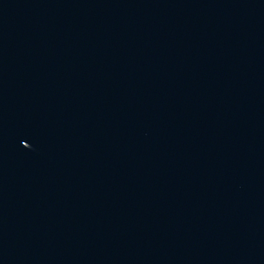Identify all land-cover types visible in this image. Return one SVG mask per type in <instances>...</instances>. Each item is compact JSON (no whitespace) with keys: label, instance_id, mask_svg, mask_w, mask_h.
<instances>
[{"label":"water","instance_id":"95a60500","mask_svg":"<svg viewBox=\"0 0 264 264\" xmlns=\"http://www.w3.org/2000/svg\"><path fill=\"white\" fill-rule=\"evenodd\" d=\"M0 264H264V0H0Z\"/></svg>","mask_w":264,"mask_h":264},{"label":"snow or ice","instance_id":"6c2138e0","mask_svg":"<svg viewBox=\"0 0 264 264\" xmlns=\"http://www.w3.org/2000/svg\"><path fill=\"white\" fill-rule=\"evenodd\" d=\"M25 143H27V142L25 141Z\"/></svg>","mask_w":264,"mask_h":264}]
</instances>
